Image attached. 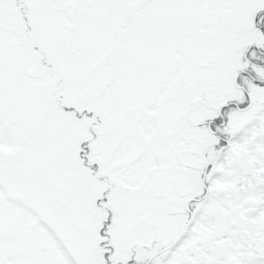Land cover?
<instances>
[{
  "label": "snow or ice",
  "instance_id": "obj_1",
  "mask_svg": "<svg viewBox=\"0 0 264 264\" xmlns=\"http://www.w3.org/2000/svg\"><path fill=\"white\" fill-rule=\"evenodd\" d=\"M0 264H264V0H0Z\"/></svg>",
  "mask_w": 264,
  "mask_h": 264
}]
</instances>
